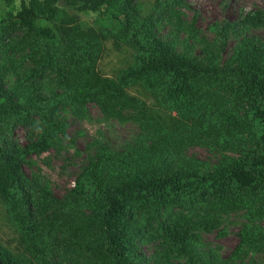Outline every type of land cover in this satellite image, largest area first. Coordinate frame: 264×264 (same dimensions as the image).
I'll list each match as a JSON object with an SVG mask.
<instances>
[{"label": "trees", "instance_id": "16d2710c", "mask_svg": "<svg viewBox=\"0 0 264 264\" xmlns=\"http://www.w3.org/2000/svg\"><path fill=\"white\" fill-rule=\"evenodd\" d=\"M107 1L117 13L116 23L132 30L131 40L140 46L136 62L116 82L63 71L72 60L64 46L74 42L48 30L57 15H66L55 5L59 0H23L12 24L20 36L0 38V49L7 46L0 57L22 46L29 49L33 64L9 84L4 78L13 62L6 65L0 59V195L31 253L16 255L0 243V264H229L198 250L195 230L200 226L197 218H204L210 207L243 208L247 222L238 232L233 257L245 246L264 244V36L241 38L230 57L224 62L221 58L229 33L264 25V14L253 10L238 22L212 24L217 37L206 44L202 56H194L178 50L154 28L159 17L183 0H157L150 20L140 16L137 0ZM76 45L67 52L74 49L82 60L84 46ZM48 70L55 77L46 82ZM137 80L151 90H166L168 102L180 113L189 109L187 104L210 108L207 116L213 122L203 120L200 130H185L163 116L143 120V130H154L153 136L140 134L119 151L101 145L62 197L49 196L46 187L35 194L22 162L28 153L59 143L66 125L60 105L96 101L110 112L126 97L125 87ZM50 82L54 90H43ZM18 125L37 129L25 146L10 140ZM206 138L202 142L221 153L216 163L181 154V141ZM225 149L238 153L231 156ZM145 240L160 243L163 259L157 256L150 262L140 254L139 242ZM170 253L184 261L168 262Z\"/></svg>", "mask_w": 264, "mask_h": 264}, {"label": "rangeland", "instance_id": "374dc122", "mask_svg": "<svg viewBox=\"0 0 264 264\" xmlns=\"http://www.w3.org/2000/svg\"><path fill=\"white\" fill-rule=\"evenodd\" d=\"M30 2L31 0H24ZM44 2V0H42ZM65 5L58 3V8H64L66 15H57L52 23H48V30L52 34H65L76 46H84L83 59L76 57L74 49L64 46L66 54L72 60L66 61L63 71L67 74L80 73L91 78L117 81L121 71L136 62V54L140 46H135L131 40L132 30H127L116 23L117 13L109 10L112 6L108 1L97 5L98 0H64ZM122 1V0H117ZM157 0H137L140 16L143 20H150L155 12ZM171 10L165 12L155 24V31L166 37L178 50L202 56V50L207 43L216 38L214 23L238 22L248 12L261 10L264 14V0H183ZM23 0H0V38L2 35L12 34L14 38L20 36L19 31H13L12 24ZM96 7V8H95ZM151 14V15H150ZM156 18V17H154ZM54 21V22H53ZM212 26V27H211ZM264 36V25L252 24L242 27L239 32L231 31L221 52L223 62L227 60L237 42L245 36ZM11 38V36H10ZM87 45V46H86ZM7 46H1L5 52ZM28 48L20 46L17 52H6L0 57L2 63L9 65L13 62V70L5 75L7 83L17 80L18 72L33 67L32 60L27 56ZM2 55V53H1ZM85 59L91 61L84 63ZM16 70L17 72L15 73ZM70 71V72H69ZM50 72V73H49ZM74 75V74H73ZM48 82L55 77L51 70L46 71ZM10 84V83H9ZM55 83H45L43 90H54ZM51 85V87H49ZM55 91H59L56 89ZM171 94L175 91L171 90ZM82 96V93H77ZM122 101L113 106L110 112H105L96 101H86L83 105L65 103L60 105L59 112L64 117L65 133L56 146L41 153H28L22 162L24 177L35 194L38 188L46 187L49 196L62 197L74 185L79 172L86 166L89 159L96 154L101 145H106L114 151L124 150L127 145L135 143L140 134L154 135V130L146 132L142 128L143 120L155 121L157 117H167L173 124L182 128L200 130L199 122L207 124V110L204 106L187 104L189 109L184 113L168 102L166 90H151L137 80L125 87ZM228 100V99H227ZM35 119L39 116L34 115ZM36 128L26 125L16 126L10 133L11 142L17 147L25 146L29 137L36 134ZM204 140L181 141V154L188 158H199L208 164L218 161L221 153L213 147L207 146ZM225 154L236 156L237 150H223ZM188 204V203H187ZM175 210H180L175 207ZM183 210V209H182ZM192 213L191 208L189 207ZM187 213V210H184ZM243 208L217 206L210 207L204 218H197L200 226L195 230L199 236L198 250L207 255L228 260L229 264H264V244L258 248L243 247L236 257L234 251L239 242L238 232L247 222ZM190 216V215H188ZM261 222V221H260ZM0 243L16 255L31 256L28 243L25 242L19 226L8 210L7 204L0 195ZM139 252L153 262L156 257L163 259L166 255L164 248L157 240L139 242ZM232 255V256H231ZM184 258L176 253H170L168 262H183Z\"/></svg>", "mask_w": 264, "mask_h": 264}, {"label": "water", "instance_id": "95a60500", "mask_svg": "<svg viewBox=\"0 0 264 264\" xmlns=\"http://www.w3.org/2000/svg\"><path fill=\"white\" fill-rule=\"evenodd\" d=\"M59 5H61V6L65 5V1L64 0H59Z\"/></svg>", "mask_w": 264, "mask_h": 264}]
</instances>
